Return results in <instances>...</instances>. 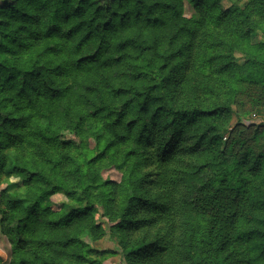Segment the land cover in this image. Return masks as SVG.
Instances as JSON below:
<instances>
[{"label":"trees","instance_id":"1","mask_svg":"<svg viewBox=\"0 0 264 264\" xmlns=\"http://www.w3.org/2000/svg\"><path fill=\"white\" fill-rule=\"evenodd\" d=\"M220 1L0 4L8 264H99L85 240L105 234L97 214L125 264H264V124L230 127L264 115V79L234 54L264 0ZM114 165L120 179H104Z\"/></svg>","mask_w":264,"mask_h":264},{"label":"rangeland","instance_id":"2","mask_svg":"<svg viewBox=\"0 0 264 264\" xmlns=\"http://www.w3.org/2000/svg\"><path fill=\"white\" fill-rule=\"evenodd\" d=\"M3 1L4 0H0V4H2ZM245 2L246 0H221L220 4L223 8L235 10L242 8ZM185 12L187 15L195 14V11L192 8L191 4H189L187 1H185ZM262 43H264V24L250 36L249 44L251 45V50L247 47V44L246 51H244L243 49L236 50L234 52L235 63L237 65V69L241 73L246 72L249 74L250 72H254L255 70L256 77L264 79V64L262 60L264 46ZM247 52H250L251 56L252 54H254L256 55V57H259V62L256 61V63L249 64ZM234 108L236 109L235 106ZM236 122H239L241 123V125L245 126L264 124V115L254 114V112L252 111H248L245 113L234 112L233 114H231L230 127H233ZM72 136L73 135L69 132H65L63 135L64 138H69ZM88 143L90 145H93V139L89 138ZM121 172V167L114 165L103 172V178L110 180H119L121 177ZM63 200L64 199L62 193H56L51 197V201L57 206H60ZM96 218L98 222H101L104 225L105 234L99 239L93 241H90V239L88 238L85 240L90 242L92 248L96 250L95 256L99 259V264H125L123 255L117 243L118 239L116 236V232L113 228V224L115 222L108 221L104 215L97 214ZM10 256V243L8 239L0 232V264H8Z\"/></svg>","mask_w":264,"mask_h":264}]
</instances>
